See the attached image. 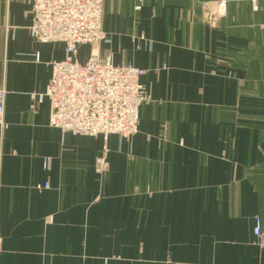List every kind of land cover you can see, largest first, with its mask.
<instances>
[{
  "label": "crops",
  "instance_id": "1",
  "mask_svg": "<svg viewBox=\"0 0 264 264\" xmlns=\"http://www.w3.org/2000/svg\"><path fill=\"white\" fill-rule=\"evenodd\" d=\"M218 1L105 0L106 39L78 61L144 70L152 102L136 135L104 140L49 126L65 46L31 38V0H0V264H264V107H243L241 50L255 18L264 52V0H228L212 28Z\"/></svg>",
  "mask_w": 264,
  "mask_h": 264
},
{
  "label": "built area",
  "instance_id": "2",
  "mask_svg": "<svg viewBox=\"0 0 264 264\" xmlns=\"http://www.w3.org/2000/svg\"><path fill=\"white\" fill-rule=\"evenodd\" d=\"M105 0H31L30 36L38 44L61 43L65 59L52 63V77L44 95L50 103L49 126L62 137L113 135L131 138L138 133L140 109L152 102L141 83L144 70L130 64L114 65L108 58L91 53L86 63L78 61L80 48L106 39L102 30ZM226 12V0L217 4V14ZM40 62L39 53L34 54ZM6 92L0 88V126L4 121ZM48 161H44L47 168ZM109 169L105 154L95 160V171ZM45 187L48 188V185ZM254 233L264 236L257 218Z\"/></svg>",
  "mask_w": 264,
  "mask_h": 264
},
{
  "label": "rangeland",
  "instance_id": "3",
  "mask_svg": "<svg viewBox=\"0 0 264 264\" xmlns=\"http://www.w3.org/2000/svg\"><path fill=\"white\" fill-rule=\"evenodd\" d=\"M219 0L216 3L215 10L210 12L209 16H207L206 22L212 27L217 28L226 16H228V0H226V12L224 14H217V4L220 2ZM203 7L207 8L208 5L205 4ZM249 21V44L247 46L242 47V57L243 59L247 60L248 68L245 70L247 72L248 80L246 85H243V89H247L248 95L247 100L244 102L243 107L257 109V105L259 104L260 107H264V52H260L258 48L257 37L255 35V27L254 24L256 23L255 18H251ZM244 22V21H243ZM88 49L85 47L82 49L83 53H88ZM239 56H241L239 54ZM263 61V69H259L258 65L261 64ZM263 78V80H261ZM260 81V82H259ZM263 90V91H262ZM262 91V92H261ZM262 94V95H261ZM258 98V99H257ZM262 101V102H261ZM263 103V104H262ZM259 172L263 173L264 176V168L258 170ZM260 188L264 190V179L262 185L260 184Z\"/></svg>",
  "mask_w": 264,
  "mask_h": 264
}]
</instances>
